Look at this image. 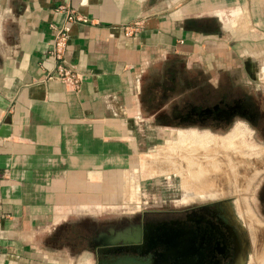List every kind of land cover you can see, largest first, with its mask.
Returning <instances> with one entry per match:
<instances>
[{
    "label": "crops",
    "instance_id": "crops-1",
    "mask_svg": "<svg viewBox=\"0 0 264 264\" xmlns=\"http://www.w3.org/2000/svg\"><path fill=\"white\" fill-rule=\"evenodd\" d=\"M64 8L87 18L69 24L63 51L76 89L47 77ZM245 64L264 72V0H0V264L90 261L57 228L109 200L138 147L166 132L150 124L166 106L150 100L155 81L175 76L181 98L196 68Z\"/></svg>",
    "mask_w": 264,
    "mask_h": 264
},
{
    "label": "flooded vegetation",
    "instance_id": "flooded-vegetation-1",
    "mask_svg": "<svg viewBox=\"0 0 264 264\" xmlns=\"http://www.w3.org/2000/svg\"><path fill=\"white\" fill-rule=\"evenodd\" d=\"M212 74L188 75V93L176 99H166L179 84L175 76L155 81L150 100L166 103L167 110L152 123L168 133L160 138L157 131L155 139L169 146L179 131L220 139L235 131L248 144L236 149L253 152L218 151L214 158L222 174L207 169L195 180L186 172L187 159L173 153L171 169L148 177L151 199L140 185L131 207L79 216L57 228L72 255L86 251L89 264H264V103L254 101L234 71L217 68ZM200 149L192 148L193 159H202ZM229 164L236 165L235 172ZM175 166H184L183 173ZM204 179L214 180L211 191L198 186ZM157 189L161 193L154 194Z\"/></svg>",
    "mask_w": 264,
    "mask_h": 264
},
{
    "label": "rangeland",
    "instance_id": "rangeland-1",
    "mask_svg": "<svg viewBox=\"0 0 264 264\" xmlns=\"http://www.w3.org/2000/svg\"><path fill=\"white\" fill-rule=\"evenodd\" d=\"M173 59H174L173 63L175 65L177 64L180 66L181 63L183 62L182 59L179 57H175ZM183 65L185 66L183 71L191 70V66H194L191 63H188V62L186 63L185 61H184ZM195 66H197V65H195ZM197 67H200V66H197ZM196 69L199 70V72L201 71L200 70L201 68L200 69L196 68ZM245 69H246V64L244 65V68L243 67L237 68L236 79H237V81H241L242 83H244L243 87H245V89L250 91L255 102L259 103L260 105H263V103H264V72H262V73H252V72L247 73L245 71ZM205 73L207 74V71ZM194 74L195 73L189 74V75L192 76ZM211 75L213 76L214 74H212V72H211ZM145 81H148V77L145 79ZM143 83L145 84V82H143ZM172 95L170 94L169 97H171ZM166 96H168V95H166ZM177 96H178V94L174 95V99H176ZM162 110H164V111L167 110V106H165ZM146 112H149L148 108H146ZM150 124H153V123L150 122ZM166 133L167 132L159 131L158 136L160 138H165ZM155 136H156L155 131H153L150 135L149 143H145V144L143 143L138 147L139 152L137 153L135 160H134L133 164L131 165L133 168L124 170L125 180H121L123 186L125 183V186L123 188L125 196L121 197L123 199L120 200V197H118L122 193L121 190H122L123 186L122 187L117 186V188H115V190L116 189L117 190L115 191L113 196L110 195L109 200L104 201V202L100 201L101 204H99V205L95 204V205H97L96 206L97 208H94L92 210L93 213H95L97 211H101L103 209H116L117 210V209H120V206L122 204L123 205L121 207H128V206L131 207L132 205L130 206V204L133 202H136L138 199V197L136 198V196H137L136 191L138 190V187L140 185H142V187L146 189L144 192L145 198L148 199L150 197L149 195H151L152 190H150L151 183H150V179L148 177L154 173L159 172V171H162V170L167 171V170L171 169L173 166L169 165V164H171V161L173 159L170 156H172L173 153H179L178 151L182 150L181 145H183V144H180L177 141H175V143H171V145L167 146L166 143H162L159 140H156ZM177 140H180L179 136L177 137ZM154 146H156L155 150H153ZM176 146L179 148H176ZM158 147H160V148H158ZM156 149H157V151H156ZM184 152H185V150H184ZM160 158L162 159V162H156V160H160ZM192 162H191V164H192ZM193 164L194 165H192L191 168L194 170V169H196L197 164H196V162H193ZM175 169H178L180 174H182L184 171V166H175ZM191 178H192V176H191ZM110 182L115 184L112 180H110ZM210 183H213V182H204L205 185H209ZM186 184H188V183H185V185ZM212 186H213V184H212ZM108 192L109 191L105 189L104 194H107ZM118 192H119V194H118ZM134 192H135V195H133ZM158 193H161L158 191V189L154 191V194H158ZM134 198H136V200H134ZM149 199H151V198H149ZM64 233H67V230H65ZM62 241H64L63 238H62ZM62 263H65V262H62ZM70 264H89V261L87 262L85 259L82 258V255H81L79 258L78 257L72 258V260L70 261Z\"/></svg>",
    "mask_w": 264,
    "mask_h": 264
},
{
    "label": "bare ground",
    "instance_id": "bare-ground-1",
    "mask_svg": "<svg viewBox=\"0 0 264 264\" xmlns=\"http://www.w3.org/2000/svg\"><path fill=\"white\" fill-rule=\"evenodd\" d=\"M178 136H179L180 140H176V141L178 143H180V144H183V145H181V149L182 150L181 151H178V152H179V154H181V156H183L184 160L187 159V160H185V164L186 165L185 164L184 165L186 166V169H187L186 172L188 173L189 177L192 176V179L193 180L198 179L199 176H200V174L208 171L209 169L210 170H213L215 172L216 171L217 172H220V173L223 171V169H222L223 167H222V165H220L221 162L218 163V160L216 161L217 158L216 159L214 158V156H215L214 154H217L218 151H223V153H226V151H227V153H228V152H230V151L233 150L234 152H237V153H247V154L253 152V148L252 147L250 148V149H252V151L248 150V148L247 149H244V150H242V149H236L235 146H238L240 148V147H242V146L245 145L244 144L245 142H244V140H241L242 138L237 137V133L235 131L234 132H231L229 135H227V136H225V137H223L221 139H220V137H216V136L213 137V136L207 135L205 133L196 134L193 131L192 132L191 131H188V132L187 131H179ZM221 140L224 141V144H223V142H221ZM208 141H211V142L209 143ZM218 141H220V143H218ZM192 142H195V144L192 145L193 144ZM206 142H208L209 144H207ZM195 145L201 147L200 153L202 154V157L201 156H198V157H201L202 159H199V158L197 159L196 158L197 156L194 159L191 157V150H192V148ZM247 145H245V146H247ZM218 147H220V148H218ZM248 147H250V146H248ZM184 150H185V152H184ZM226 156H229V154H227ZM237 157H238V155H237ZM230 158H231V156H230ZM192 161L193 162H196V164H197V167L194 170L191 168L192 166H190ZM203 163L204 164L206 163V165H203ZM229 165H231L230 167H232V171L235 172V168H237L236 165H234V164H229ZM233 172H232V174H233ZM235 174H237V173H235ZM213 181L212 180H205L204 179V181H200L201 185H198V186H201L200 188H202V190H204V191H208V190L211 191L212 190V187H213L212 186L213 183H210L209 185H205L204 182H213ZM210 188H211V190H210ZM260 252H261V250H260Z\"/></svg>",
    "mask_w": 264,
    "mask_h": 264
},
{
    "label": "built area",
    "instance_id": "built-area-1",
    "mask_svg": "<svg viewBox=\"0 0 264 264\" xmlns=\"http://www.w3.org/2000/svg\"><path fill=\"white\" fill-rule=\"evenodd\" d=\"M57 8L62 9L63 5H58ZM65 21L58 25H51L54 29V34L50 42L48 54L55 60L53 68L47 73V77H57L62 83L66 84L71 89H76L80 81V74L76 71L74 65L66 64L63 57V51L66 46L68 37L69 24L72 21L86 22L87 18L83 15L74 13L72 10L64 8ZM139 21H134L131 25L124 26L125 32L130 33L138 28Z\"/></svg>",
    "mask_w": 264,
    "mask_h": 264
}]
</instances>
